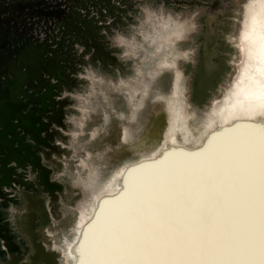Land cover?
<instances>
[{
    "label": "flooded vegetation",
    "instance_id": "obj_1",
    "mask_svg": "<svg viewBox=\"0 0 264 264\" xmlns=\"http://www.w3.org/2000/svg\"><path fill=\"white\" fill-rule=\"evenodd\" d=\"M138 1L0 0V264H63L64 235L89 199L84 159L107 160L94 174L99 185L117 161L140 159L161 140V125L158 141L150 135L164 112L152 113L171 83L154 79L145 97L117 87L133 71L117 34L131 27ZM170 1L171 10L183 4ZM201 28L187 64L191 104L210 103L233 76L232 38L220 32L228 26ZM90 76L110 87L87 99L101 105L79 126L75 101L91 96Z\"/></svg>",
    "mask_w": 264,
    "mask_h": 264
},
{
    "label": "bare ground",
    "instance_id": "obj_2",
    "mask_svg": "<svg viewBox=\"0 0 264 264\" xmlns=\"http://www.w3.org/2000/svg\"><path fill=\"white\" fill-rule=\"evenodd\" d=\"M239 38L244 62L235 80L207 118L208 123L218 126H213L214 133L207 134L206 146L203 148L206 156L203 157L201 151L193 154L187 149L190 152L187 154H193L190 161L184 166L164 170L166 178L161 180L160 177L155 183H151L153 176H150L153 172L148 175L151 171H154L153 174L159 171L155 163H144L141 167L126 172L121 182L124 189L115 198H107L108 202L103 205L104 211L98 222L87 221L84 225L81 224L80 231H87V234L70 251L71 255L77 257L76 264H185L186 248H192V253L198 252L199 248L202 250V245L211 234L216 233L217 227L209 228L206 235L198 238V242H191V237L197 239L196 233L194 236L186 235V231L180 228L181 225L173 228L172 223L179 222L182 218V210L177 209L180 204L187 203L191 206L200 200L198 193L194 192L198 174L210 173L217 167L220 172L229 167L238 173L235 176L236 172L230 171L236 178L230 179L231 189L227 188L220 198L231 196L234 188L244 186L239 198L237 195L236 199L230 200L235 203L232 204L233 209L236 207L235 212L240 208L248 211L245 219H239L238 222L235 220V212H232L235 215L223 219L225 227L232 225L234 220L237 222L234 238L229 243L226 240V247L234 243L231 249L234 248L232 251L235 255L241 257L237 262H232L261 264V252L264 251V248H260L264 239V0H253L247 7V17ZM178 151L170 147L165 157L170 159L173 155L180 154ZM201 157L202 163L195 164ZM230 174L228 178L233 177ZM148 177L151 184L147 181ZM242 221L246 228L249 226L244 233L242 230V233L239 232V223ZM190 225L185 224V227L188 229ZM191 259L195 260V256ZM203 261L198 260L196 264H203Z\"/></svg>",
    "mask_w": 264,
    "mask_h": 264
},
{
    "label": "rangeland",
    "instance_id": "obj_3",
    "mask_svg": "<svg viewBox=\"0 0 264 264\" xmlns=\"http://www.w3.org/2000/svg\"><path fill=\"white\" fill-rule=\"evenodd\" d=\"M252 1L253 0H178L179 3L183 4H181L179 9L175 10H171V8L166 6L169 2H172L170 0L138 1L139 4L135 8L136 13L131 16V27H127L125 29V35H122L121 33L117 34L118 44L121 41L124 44L122 49L123 53L125 52L126 54L123 56V59H126L125 57L131 59L130 61H132L133 67L132 73L128 74V80H125L124 83H120L117 87L126 90L129 88L138 90L137 96L145 97V93L149 92L150 84L154 79L163 77L168 81L169 84L171 83L169 92H165L168 94L160 96V99L165 102L159 103L160 105L158 108L152 113L153 115H158V113L164 112L163 115L161 114L159 122L153 125L155 131L150 135V138H153L154 142L158 141V131L156 132V128L161 125V140L157 146H151L150 148L153 147L152 150L149 151V153L147 152L148 154L142 155L140 159H138L137 156L131 159L123 160L121 162L117 161L114 165V169L116 171L109 173L105 180L99 185L93 186L95 179L94 174L97 168L100 166L102 167L107 160L84 159L83 182L85 192L89 193V199L86 200L85 205L78 207L74 226L70 229L72 235L70 237L68 235H64L63 245L61 246L64 256L63 264H76L77 262V257L74 254L71 255L72 252L70 253V251L75 249V247H77V245H79V243H81L84 239V235L87 234V231H80V227L82 226L81 224L84 225L87 221L95 222L97 220L98 222L100 215L102 216L101 213L104 211L102 207L105 206V204L108 202V199H112V197L115 198L114 196H118L119 192L124 189L123 183H121L123 180V175L130 171V169H137L144 165V163H142L140 165L127 168L129 164H134L138 160H148L155 158L156 156H160V154L166 150L164 154H162L158 159L145 162V164L155 163V166L159 168V171L155 173L156 175L153 174L154 171L148 173V175H150V173L153 172V175L151 174L150 176H153L151 178V183H155L160 177L161 180L166 178L164 170L166 171L171 167L184 166L188 163V161H190L194 153L201 151L204 154L202 156H206L203 148L205 149L206 146L205 142L207 141V134L215 131L213 130V126L217 125L208 123L207 118L213 113V109L214 106H216L217 101H219L224 96L230 84L238 75L241 66L243 65L244 54L241 51L242 49L239 35L243 30V23L247 17V7ZM216 8H221V12L218 15L215 14L214 16L213 14L216 12ZM213 19L216 20V23L211 24ZM207 24L215 26H228V33H224L223 28L220 32L222 36H228L229 39L232 38L229 42V45H232V48L229 50L230 57H228V61L232 63L230 68H233V71H231L233 76L229 80L228 84L224 87L219 97L213 99L210 103H208L207 98H200L191 104L187 90V80L189 78L187 64H189V61H191L193 55L196 53V49H198L199 42L201 41V33L203 30L201 26H205ZM186 66L187 70H184ZM89 78L92 80V88L88 90V92L91 93V96L86 97L85 99L78 98L75 101L76 105L80 107V118L77 119V124H79V126H81V123H84L87 116L91 113V110H95L97 106L101 105V102L96 101V99L91 104L88 102V100H93L94 95L97 94V92L100 90H106V88L110 87L109 84L105 85L106 83H103V81L98 78L93 79L92 76ZM100 95L103 96L102 94ZM203 101H206L204 102L205 106L200 105ZM180 114L181 117H179ZM179 120H183V123ZM124 137L128 138L127 133L124 134ZM143 143L146 145L149 144V141H145ZM214 145L217 146L216 143ZM170 147H182L183 154L182 151L175 149L176 151L180 152V154L175 156L173 155L170 157V159H167L165 156L166 153L170 151ZM187 149L193 153H191V156L190 154H187L190 153ZM185 150L187 151L184 152ZM201 152L199 153L201 154ZM203 157L198 158V160L195 161V164H201ZM167 160L168 162H165ZM219 169L220 168L217 167L210 173L204 172L198 174V179L194 186V192L198 193L200 200L191 206H188L187 203L180 204L177 208L182 210V218L179 220V222L172 223V226L175 228L178 225H181L180 228L186 231V235L193 234L194 236L196 233L195 236L197 235V239H193L194 237H191V242L192 240L198 242V238L206 235V231H208L209 228L212 226L217 227L216 233L211 234L209 239L204 242L205 245H202L204 249L202 248L201 250V248H199L198 252L192 253V248H186L185 264H196L198 260H204L203 264H220L222 260L223 262L221 264H235L241 259L240 256H236L235 252L232 251L234 248L231 249L234 243L228 244L227 247L226 245L227 242L229 243V241L234 238V234L236 233L235 223H237L239 219H245L244 216L248 214V211L246 209L244 210V208H240V210L238 209L237 212H235L236 207L234 206V209L232 208L235 203L230 200L231 198L233 200L236 199L237 195V198H239V196L243 193L244 186L242 188L240 186L234 188L233 190H236L235 195L233 193L234 191L232 190L233 192L231 196L220 198V195L224 193L227 188L228 190L231 189L230 179H235V176L238 173L228 167L227 170L223 172L221 171L222 173L225 172L226 174H222ZM230 171L232 173L236 172L235 176H233ZM229 174L233 177L230 178L231 176H229L228 178ZM221 176H224V178H221ZM150 177H148V182ZM184 196H186V194H184ZM230 202H232L231 205ZM228 211L231 213L235 212L237 214L235 217L237 222L234 220V223L231 222L232 225L230 224L229 227H225L223 226V221L228 219L231 215H235V213L230 214ZM262 213L264 216V207L262 209ZM260 216L261 215L259 214V219L261 218ZM185 224L191 225L187 229ZM239 224H241V228L239 230L240 233H242V231L244 233L247 229H249V226L246 228L243 221ZM226 228H228L227 231H229L230 234L229 232L227 233V231H224ZM220 233L222 235H220ZM172 236L173 234L170 235V237ZM220 241H223L225 246ZM263 244L264 239L261 241V245L259 244L262 246L260 248H264ZM218 245H220L219 247L222 248H219ZM230 250L232 252H230ZM214 252L218 253L212 255L211 253ZM192 256H195V260L191 259ZM210 257H212L213 260ZM168 264L172 263L169 262ZM241 264H244V262Z\"/></svg>",
    "mask_w": 264,
    "mask_h": 264
},
{
    "label": "water",
    "instance_id": "obj_4",
    "mask_svg": "<svg viewBox=\"0 0 264 264\" xmlns=\"http://www.w3.org/2000/svg\"><path fill=\"white\" fill-rule=\"evenodd\" d=\"M229 126H231V125H229ZM175 149H176V150H179V151H183L182 147H177V148H175ZM193 149H194V148H193ZM165 151H166V150H165ZM165 151H163L162 154H164ZM162 154H160V156H161ZM160 156H156L155 158H151V159H148V160H139V161L135 162L134 164L128 165L127 168H129V167H133V166H137V165H140V164L145 163V162H148V161L156 160V159H158Z\"/></svg>",
    "mask_w": 264,
    "mask_h": 264
},
{
    "label": "snow or ice",
    "instance_id": "obj_5",
    "mask_svg": "<svg viewBox=\"0 0 264 264\" xmlns=\"http://www.w3.org/2000/svg\"><path fill=\"white\" fill-rule=\"evenodd\" d=\"M261 257H262L261 264H264V251L261 252Z\"/></svg>",
    "mask_w": 264,
    "mask_h": 264
}]
</instances>
